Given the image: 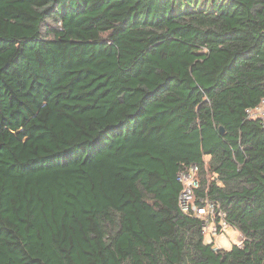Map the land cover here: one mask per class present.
<instances>
[{
	"label": "trees",
	"instance_id": "16d2710c",
	"mask_svg": "<svg viewBox=\"0 0 264 264\" xmlns=\"http://www.w3.org/2000/svg\"><path fill=\"white\" fill-rule=\"evenodd\" d=\"M263 97L264 0H0V264H264Z\"/></svg>",
	"mask_w": 264,
	"mask_h": 264
},
{
	"label": "built area",
	"instance_id": "2783aa9c",
	"mask_svg": "<svg viewBox=\"0 0 264 264\" xmlns=\"http://www.w3.org/2000/svg\"><path fill=\"white\" fill-rule=\"evenodd\" d=\"M245 113L248 118L261 119L264 125V97L257 105L247 108ZM177 178L182 185L178 196L181 211L201 220V232L205 243L213 244L217 249H229L232 243L225 237V231L231 226L226 221L223 210L219 208L218 203L207 198L200 199L201 202L195 200V191L200 184L198 166L190 165L187 169L179 171ZM241 242L242 238L239 234L235 244L241 245Z\"/></svg>",
	"mask_w": 264,
	"mask_h": 264
},
{
	"label": "rangeland",
	"instance_id": "374dc122",
	"mask_svg": "<svg viewBox=\"0 0 264 264\" xmlns=\"http://www.w3.org/2000/svg\"><path fill=\"white\" fill-rule=\"evenodd\" d=\"M205 159H207V157ZM239 234L240 233L238 231H234L233 227H228L225 231V237L231 241L232 245L237 242ZM241 238L243 239L242 235Z\"/></svg>",
	"mask_w": 264,
	"mask_h": 264
},
{
	"label": "water",
	"instance_id": "95a60500",
	"mask_svg": "<svg viewBox=\"0 0 264 264\" xmlns=\"http://www.w3.org/2000/svg\"><path fill=\"white\" fill-rule=\"evenodd\" d=\"M220 132L223 133V129L220 127Z\"/></svg>",
	"mask_w": 264,
	"mask_h": 264
}]
</instances>
